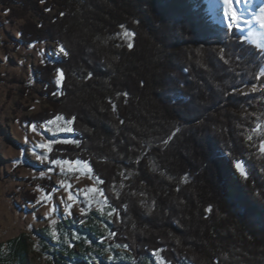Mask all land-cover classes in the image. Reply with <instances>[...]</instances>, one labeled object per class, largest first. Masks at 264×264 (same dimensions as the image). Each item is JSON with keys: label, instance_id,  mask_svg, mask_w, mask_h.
<instances>
[{"label": "trees", "instance_id": "trees-1", "mask_svg": "<svg viewBox=\"0 0 264 264\" xmlns=\"http://www.w3.org/2000/svg\"><path fill=\"white\" fill-rule=\"evenodd\" d=\"M0 9L22 20L19 44L65 46L37 66L50 106L30 121L74 118L79 144L55 142L49 159L87 161L118 213L101 240L96 225L75 224L93 243L65 264H151L154 250L169 264H264V52L214 22L204 0H0ZM26 250L11 243L20 260Z\"/></svg>", "mask_w": 264, "mask_h": 264}, {"label": "rangeland", "instance_id": "rangeland-1", "mask_svg": "<svg viewBox=\"0 0 264 264\" xmlns=\"http://www.w3.org/2000/svg\"><path fill=\"white\" fill-rule=\"evenodd\" d=\"M204 1L210 18L227 26L228 22H222L223 10L218 7L217 0ZM243 3V8H247L244 20L253 19L259 9L264 7V0H244ZM233 7L239 13L241 8L234 2ZM6 14L0 9V250L8 252L11 243L19 241L30 250L29 257L34 263L46 264L45 260L50 257L56 254L61 256V251L72 250L76 253L80 247L78 245L93 243L92 235L75 224L96 225V230L100 231L98 240H101L111 217L107 213L111 209L104 203L105 195L90 191L100 187L93 172L89 173L83 163L52 164L47 149L38 147L49 140L58 142L66 138L73 139L74 131L69 133L61 130L72 127L63 116L62 120H56L55 117L49 119L54 121L51 125L46 123L48 120L30 121L32 115L50 106L39 93L40 84L35 80L37 66L62 54L54 41L19 44L16 38L22 20L8 19ZM242 28L240 32L245 38L250 26L243 23ZM251 29L260 33L256 40L264 42V28L254 23ZM124 32L120 34L121 38L128 42L130 36L125 37ZM52 79L59 87L57 71L53 72ZM32 125L36 126V131L31 130ZM45 155L48 156L47 160L43 159ZM42 172L44 176H41ZM43 179L52 183L49 187L53 194L46 202L41 199L47 192V185L41 183ZM69 192L76 197L75 201L67 200ZM93 196L95 200L91 199ZM67 204L72 205L71 214L65 211ZM53 205H56L55 211L46 216ZM82 207L86 209L84 215H81ZM92 212H96L98 217ZM53 230L56 231L55 238ZM58 256H55L56 259H60ZM151 257V264H158L161 256L152 253ZM87 260L92 261L89 256ZM18 264H24L23 260Z\"/></svg>", "mask_w": 264, "mask_h": 264}, {"label": "snow or ice", "instance_id": "snow-or-ice-1", "mask_svg": "<svg viewBox=\"0 0 264 264\" xmlns=\"http://www.w3.org/2000/svg\"><path fill=\"white\" fill-rule=\"evenodd\" d=\"M233 2L234 0H217V5L220 9L223 10V17L224 19L228 22L227 23V27H228V30L229 32H232L233 29H235L236 31H243V28H242V24L243 23H246L250 26V30L248 31L247 33V37L245 38H242L241 39V43L245 42V40H248L250 39L252 44L257 48L259 49L260 51L264 52V42H260L258 40H256V37L260 35V33H257L255 32L254 30L251 29V26L254 25V23H258L260 25L261 28H264V7H261L259 9V13L256 14L254 16L253 19H250V20H244L243 17H244V14H245V11H247V8H241L239 13H237L236 9L233 7ZM250 2V0H249ZM241 3V0H235V4L239 5ZM63 15V13L61 14ZM121 27L123 28V25H121ZM123 35L125 37H129L132 35V33H129L127 31H125L123 33ZM128 47L129 48H132L133 45L131 43L128 44ZM223 51V50H222ZM59 53L62 54V55H67V51L65 49V46L63 45H60L59 46ZM57 73H58V79H57V83L59 84L63 78V70L62 69H57ZM261 75H264V73H261ZM259 79V77H258ZM251 91L255 92L257 91V88L255 86H253V88L251 89ZM126 95V94H125ZM56 120H62L63 117L57 115L55 117ZM74 118L72 120H68L66 123L68 125H71L72 122H73ZM48 125H51L54 123L53 120H48L46 122ZM260 128V125H257V129H254L255 130H258ZM31 130L32 131H36V126L35 125H32L31 126ZM62 131H67L69 133L73 132V128L72 127H66V128H63L61 129ZM249 140L252 139V136H249L248 137ZM56 141H52V140H49L47 141L46 143H40L38 145L39 148L41 149H47V152L48 153H51L53 151V148H52V144H54ZM61 142L63 143H73V144H79V141L78 140H74V139H71V138H66L64 140H62ZM259 150L264 153V140L261 141L260 143V146H259ZM44 160H47L48 159V156L45 155L43 157ZM52 164H56V165H60V164H81L83 163L84 166L87 168L88 172L91 173L92 169H91V166L88 164L87 161H81L79 159L75 160V161H69V160H64V161H61L60 159H54L51 161ZM235 168L237 170L240 171L241 175H244L246 176L247 175V171L246 169L244 168V162L243 161H237L235 162ZM52 169H49V171H51ZM64 169H61V171H63ZM41 176H44V173L42 172L41 173ZM97 182L102 184L103 181L100 180L98 177L96 178ZM63 187V184L61 185ZM58 190V189H56ZM55 191V190H54ZM81 191H84V190H81ZM90 191L94 192V193H99L100 196H104V193H103V189L101 188H92ZM53 193L51 192H45L44 196L41 198L43 202H46L47 199L49 197L52 196ZM85 196L88 195L87 191L84 192ZM91 199L95 200L96 197L93 196ZM67 200L69 201H75L76 200V197L73 195L72 192H69V195L67 197ZM104 203L106 204L107 203V197H104ZM71 207L72 205L71 204H67L66 205V209L65 211L68 213V214H71ZM56 209V205H53V208L49 210V213L46 214L47 215H50L52 212H54ZM101 214L103 215V210L101 209ZM86 212V209L84 207L81 208V215H84ZM114 213H117V210L115 208H112L110 212H108V216H112ZM118 214V213H117ZM53 224H55L56 222L55 221H52ZM110 236H115V233H109ZM53 236L54 238L56 237V231L53 230ZM116 247H121V245H116ZM123 247L127 248L128 246L127 245H124ZM162 251V250H154V256H157L159 255V252ZM112 257H110L111 259ZM158 264H169V262L164 259L163 257H160L159 258V261H158Z\"/></svg>", "mask_w": 264, "mask_h": 264}, {"label": "crops", "instance_id": "crops-1", "mask_svg": "<svg viewBox=\"0 0 264 264\" xmlns=\"http://www.w3.org/2000/svg\"><path fill=\"white\" fill-rule=\"evenodd\" d=\"M29 251H30L29 249L26 250V255L24 256V260H23L24 264H36L29 257V255H30ZM66 251L65 252L61 251V256H58L57 254L55 255V256H58L60 259H56V257L53 256V257H50L49 259L45 260V261H47L46 264H50V262L54 263V264H65L67 261H73V257L71 256L72 250H70L71 252L67 251L68 253ZM66 253L69 254L71 256V258H69L66 255ZM93 256H91V257H93ZM19 260H20L19 257L13 255V253L11 251L5 252L3 250H0V264H18Z\"/></svg>", "mask_w": 264, "mask_h": 264}, {"label": "bare ground", "instance_id": "bare-ground-1", "mask_svg": "<svg viewBox=\"0 0 264 264\" xmlns=\"http://www.w3.org/2000/svg\"><path fill=\"white\" fill-rule=\"evenodd\" d=\"M243 1H244V0H241V3H240L239 5L236 4V6H237V7L239 6L240 8H243V6H244ZM234 3H235V0H234ZM238 9H239V8H238ZM221 19H222V22H223V23H226V22H227V21L224 19L223 16L221 17Z\"/></svg>", "mask_w": 264, "mask_h": 264}]
</instances>
